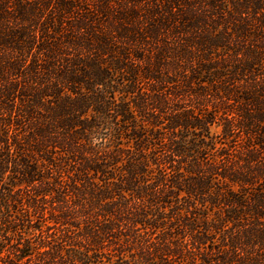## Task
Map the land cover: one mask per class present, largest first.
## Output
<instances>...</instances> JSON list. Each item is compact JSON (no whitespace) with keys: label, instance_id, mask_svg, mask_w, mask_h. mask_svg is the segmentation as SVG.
I'll return each instance as SVG.
<instances>
[{"label":"trees","instance_id":"obj_1","mask_svg":"<svg viewBox=\"0 0 264 264\" xmlns=\"http://www.w3.org/2000/svg\"><path fill=\"white\" fill-rule=\"evenodd\" d=\"M0 264H264V0H0Z\"/></svg>","mask_w":264,"mask_h":264},{"label":"rangeland","instance_id":"obj_2","mask_svg":"<svg viewBox=\"0 0 264 264\" xmlns=\"http://www.w3.org/2000/svg\"><path fill=\"white\" fill-rule=\"evenodd\" d=\"M217 131H218V128L215 125L211 126L212 133H216Z\"/></svg>","mask_w":264,"mask_h":264}]
</instances>
